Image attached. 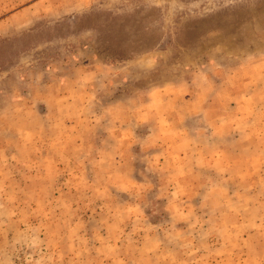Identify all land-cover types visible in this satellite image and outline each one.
Masks as SVG:
<instances>
[{
  "label": "rangeland",
  "instance_id": "374dc122",
  "mask_svg": "<svg viewBox=\"0 0 264 264\" xmlns=\"http://www.w3.org/2000/svg\"><path fill=\"white\" fill-rule=\"evenodd\" d=\"M0 264H264V0H0Z\"/></svg>",
  "mask_w": 264,
  "mask_h": 264
}]
</instances>
